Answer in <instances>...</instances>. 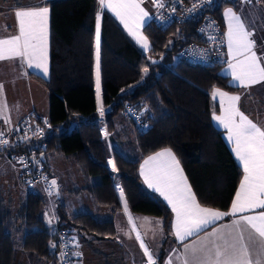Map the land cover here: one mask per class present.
Here are the masks:
<instances>
[{
  "label": "trees",
  "instance_id": "trees-1",
  "mask_svg": "<svg viewBox=\"0 0 264 264\" xmlns=\"http://www.w3.org/2000/svg\"><path fill=\"white\" fill-rule=\"evenodd\" d=\"M238 1L217 0L213 6L222 27V10L236 7ZM258 2L264 8V0ZM46 5L49 75L44 78L29 73L48 93L46 119L29 114L43 125L45 135L40 139L30 136L17 148L41 154L49 177L51 156L71 157L85 178L84 185L73 190L87 193L98 209L121 208L114 186L119 184L129 212L160 218L165 239L170 232L171 210L142 184L138 172L140 161L150 153L170 148L198 202L227 210L242 170L212 122L217 105L210 92L214 88L238 89L221 72L222 64L197 65L177 56L182 46L198 40L197 21L165 28L148 22L142 29L150 44L145 54L107 10L98 8V0H48ZM97 12L101 17L100 101L106 108V137L99 132L101 121L96 114ZM127 126L131 128L128 137ZM110 154L114 174L107 167ZM53 196L28 188L13 211L0 189V264H15L17 247L56 264L58 228L71 235L82 232L96 241L115 235L112 219L89 211L71 214L60 193L55 196L53 221L44 199Z\"/></svg>",
  "mask_w": 264,
  "mask_h": 264
},
{
  "label": "snow or ice",
  "instance_id": "snow-or-ice-1",
  "mask_svg": "<svg viewBox=\"0 0 264 264\" xmlns=\"http://www.w3.org/2000/svg\"><path fill=\"white\" fill-rule=\"evenodd\" d=\"M210 2V0H206ZM251 2V0H247ZM102 7L115 13L129 33L137 39L145 49L149 48L147 37L140 34L139 29L149 13L141 6L143 0H99ZM157 7H164L163 0H152ZM193 9L189 11H194ZM229 17L227 32L228 55L231 57L229 68L234 81L241 87H249L264 81V64L254 51L255 41L251 39L254 32L246 27L241 15L233 9H226ZM18 21V34L0 38V60L20 58L29 67L42 68L47 72L48 42V7L20 6L15 11ZM100 14H97L96 30V91L100 98ZM232 61H235L234 63ZM147 69H145V72ZM3 86L0 85V91ZM213 96L221 98L222 115L214 116L228 132V139L233 143V151L242 164L243 179L228 212H221L211 207L202 206L187 178L183 174L179 161L171 149H164L149 156L141 166V175L149 188L158 192L171 206L175 213L173 225L174 235L183 242L206 230L212 231L199 243L185 244L183 264H264V125H258L249 119L238 107L239 95H229L216 88ZM7 105H3L6 109ZM3 109H0L2 114ZM104 115L103 107L99 108ZM0 133V145L7 144ZM112 163V161H109ZM115 171V165L113 164ZM55 180L52 185H55ZM123 199V189H120ZM259 209L260 211H256ZM124 211L132 222L127 202ZM243 213H252L243 215ZM238 214H240L238 216ZM225 216L238 217L231 224L216 228L214 225ZM144 222L150 224L148 218ZM159 225V221H156ZM250 229L247 241L244 232ZM135 230V228L133 229ZM146 234V233H145ZM148 264H156L148 245L137 232ZM56 247L55 244L51 245ZM80 255V253H76ZM168 264H171L169 259Z\"/></svg>",
  "mask_w": 264,
  "mask_h": 264
},
{
  "label": "crops",
  "instance_id": "crops-1",
  "mask_svg": "<svg viewBox=\"0 0 264 264\" xmlns=\"http://www.w3.org/2000/svg\"><path fill=\"white\" fill-rule=\"evenodd\" d=\"M16 1L17 0H11V2L8 3V6L6 8L0 9V38H7L12 35L18 34V21L15 16V11L18 10L20 6L47 7L46 2L48 0H26L23 3H16ZM145 4L148 5V8H146ZM141 6L144 8L146 12L149 13V16L145 18V21L142 23L139 29L140 34L145 36L142 29L143 26L150 21L151 7L148 0H143ZM98 8L107 10L118 21V23L124 29L126 34L135 42V44L143 51V53L145 54L148 53L149 48L145 49L140 43H138L137 39L129 33L128 29L125 28L124 24L115 15V13L108 10L107 8L102 7L99 3V0H98ZM229 8L233 9L238 14H240L246 24V27L254 32V35L251 37V39L255 41L254 51L257 53L258 57L264 58L263 6L258 2V0L251 1L250 3L247 2V0H239L236 7H233L231 5L226 6L222 10L221 16H222V24H223L222 31H223V37L225 43V55L227 56L228 60L225 63V65H222L221 72L228 77L230 84L232 86H235L238 90L226 91L224 89H220V88L218 89L228 93L229 95H239L240 100L238 102V107L240 108V111H242L246 116H248L249 119L253 120L258 125H264V81L257 84H253L247 88L241 87L239 86L238 81L233 80L232 70L229 68V61L231 60V57L228 55L229 49H228V41H227L229 17L225 15L226 9ZM98 13L99 12H97V14ZM4 14H7L8 17L7 18L3 17ZM48 43H49V17H48L46 73L43 71L42 68H36L34 65L32 67H29L28 63L26 61L21 60L20 58L0 60L4 64L3 66L5 69L4 71H7V75L10 78L9 86L6 87L5 89L3 87L2 91H0V105L6 104L11 109V110L7 109L6 112L3 111L2 114H0V125L15 124L21 118L25 117L30 113H35L36 115L46 119L48 114L47 90L42 84L31 78V76H29V73L33 72L39 74L44 78L48 77L49 75ZM232 62L234 63L235 61ZM261 63L264 64V59H261ZM94 78H95L94 79L95 82L96 80L95 69H94ZM210 97L211 100L217 105V109L213 110L211 114L212 122L217 128L221 130L225 143L229 147L235 161L241 167L242 170V175L240 177L239 183L236 187V190L234 192V195L232 197L228 209L227 210L217 209L221 212H228L231 208V204L236 195V192L239 189L240 182L243 179L244 173H243L242 164L239 162L233 151V143L228 139L227 130L223 127L222 124H220L217 120L213 118L214 116L222 115L221 98L219 96L214 97L213 90L210 92ZM164 149H170V148H161L142 158V160L139 163L138 172L142 184L148 190L155 193L163 202H165V204L171 210L170 232L166 239L164 237L162 230V220L158 217L147 216L143 214H131L132 218L134 219H132V222L130 223L129 217L128 215L125 214L124 211V201H125L124 197L123 199H120L121 208L119 210H113L111 208L98 209L96 208L91 197L87 193L76 192L73 189H69L67 191L69 194H72L75 197L73 200H70V204L64 202L69 213L73 214L81 211H89L91 213L98 214L103 219H112L115 227V235L113 237L106 238L101 241H96L92 239L91 236H88L78 231L72 234L73 241L75 243V248L77 250V253H80L79 256L82 261V264H145L147 256H145L143 249H141L140 242L136 239L137 232H139L141 238L148 245L150 252H152L153 254V257L157 258V260L159 259L158 261L160 262V264H168L169 259H171V264H183V260L185 258L184 245L185 244L191 245L194 241L199 243L205 238L208 232L212 231L213 226H209L206 230H204L200 234L195 235L193 237H188L183 242L179 241L174 235L173 225L175 222V213L172 211L171 206L164 199V197H162L154 189L148 187V185L145 183L144 176L141 175V166L144 164V161L148 159L149 156H153L157 152H161ZM109 161H112V163H109ZM52 162L54 166V170H53L54 174L50 172V167ZM113 164L114 161L110 154V156L107 159V167L114 174L116 170L115 171L113 170ZM75 165L77 164L69 156L58 154L56 156L50 157L48 163V170H49V174L51 175L50 178L54 177L56 179L59 190L62 184L64 183V176H67V174L65 173V169L67 171H72V173L70 174L75 175L76 174V169L74 167ZM11 167L13 168V170L16 171L19 180H21L20 172L18 171V169H16V167L12 163H11ZM180 167L182 168L181 164ZM183 174L186 177L184 170H183ZM81 180L82 182L74 187H82L85 183V178L84 179L82 178ZM187 182L191 186L188 179ZM119 196L121 198L120 192H119ZM47 200L49 204L52 206L51 197L47 198ZM70 208L73 209L69 210ZM84 209H88V210H84ZM256 211H260V210L257 209ZM49 213L52 220L55 221L56 219L55 209L53 208L52 213L51 212ZM250 214L252 213H243V215H250ZM239 215L240 214H238V216ZM143 218H148V220H150L151 223L150 224L145 223ZM237 218L238 217L225 216L222 219L218 220L214 225V227L222 228L224 225L231 224L232 221ZM156 221L160 222L159 225H157ZM134 228L135 230H133ZM250 231L251 230L248 229L244 232L245 241H247ZM15 264H53V263L49 260L40 259L36 257L34 254L24 252L19 247H17ZM56 264H60V263L57 262Z\"/></svg>",
  "mask_w": 264,
  "mask_h": 264
},
{
  "label": "built area",
  "instance_id": "built-area-1",
  "mask_svg": "<svg viewBox=\"0 0 264 264\" xmlns=\"http://www.w3.org/2000/svg\"><path fill=\"white\" fill-rule=\"evenodd\" d=\"M151 12L150 21L160 28H165L171 24L186 23L189 20H196L197 41H192L182 46L177 56L190 63L197 65H211L219 63L225 65L227 56L225 55V43L222 26L213 13V6L217 0H163L164 7H157L148 0ZM257 1V0H251ZM194 11H189L193 9ZM103 107L104 115L101 116L99 108ZM106 108L102 106L100 98H97L96 114L101 121L99 132L102 136H107V130L104 123ZM129 112L137 117L135 111L129 108ZM45 126L49 125L45 123ZM0 133H3L2 139L7 140V144L0 145V155L19 169L20 178L28 186L38 184L45 195L50 196L53 193L49 183V175L44 169V157L41 154L26 153L17 148V145L28 139L30 136L42 138L45 135V129L34 117L29 114L21 118L15 124L0 125ZM119 195L120 186L114 184ZM57 254L60 264H82L73 241V236L64 228L56 230ZM156 264H160L157 258L153 257ZM148 264V258L145 261Z\"/></svg>",
  "mask_w": 264,
  "mask_h": 264
},
{
  "label": "rangeland",
  "instance_id": "rangeland-1",
  "mask_svg": "<svg viewBox=\"0 0 264 264\" xmlns=\"http://www.w3.org/2000/svg\"><path fill=\"white\" fill-rule=\"evenodd\" d=\"M25 1L26 0H17L16 3H23ZM9 2H11V0H5V2H4V0H0V9L6 8L8 6ZM145 6H146V8H148L147 4H145ZM3 17L7 18L8 15L4 14ZM174 57L176 59L177 56L174 55ZM3 66H4V64L2 63V61H0V71H1L0 72V82H1L0 85H2L5 89L6 87L9 86L10 78L7 75V71H4L5 69ZM3 105H0L1 109H3ZM7 109H10V107L8 105H7L6 109H3V111L6 112ZM130 131H131V128L127 126L125 136H127L128 134H129L128 136H130V133H129ZM127 137H125V138H127ZM131 139H132V136H131ZM74 167L76 169L75 175L70 174V173H72V171H67L65 169V173L67 174V176H64V183L62 184V186L60 187V190H59L61 200L67 204H70V200H73L75 198L72 194H69L67 191L69 189H73L74 186L79 185L82 182L81 179L82 178L84 179V177H83L80 169L78 168V166L75 165ZM16 169H18V168L16 167ZM53 170H54V166H53V162H52L51 167H50V172L52 174H54ZM18 171H19V169H18ZM95 179L97 180V177H95ZM96 180H94V181H96ZM28 188H32L34 190H37V191L43 193L41 187L37 183L32 185V186H28L25 183H23L22 180H19L16 171L13 170V168L11 167V163L8 160H6L3 156H1L0 157V189L2 191L4 199L6 200V202H8L10 204L11 209L13 211L16 210L18 203H19V200L24 197V194ZM84 195H87V194H84ZM44 199H45V205L49 208V212L52 213L53 208L55 209V207H56L55 196H53L51 198L52 206L49 204L46 197ZM120 203H121V201H120ZM71 209H73V208H70L69 210H71ZM84 210H88V209H84ZM133 217H134V215H133Z\"/></svg>",
  "mask_w": 264,
  "mask_h": 264
},
{
  "label": "water",
  "instance_id": "water-1",
  "mask_svg": "<svg viewBox=\"0 0 264 264\" xmlns=\"http://www.w3.org/2000/svg\"><path fill=\"white\" fill-rule=\"evenodd\" d=\"M96 30H97V22H96ZM96 48V47H95ZM95 64H96V49H95ZM95 75H96V67H95ZM95 83H96V80H95ZM95 89H96V84H95ZM97 92V91H96ZM55 180L56 184L55 185H52V181ZM49 183L51 184V187H52V190H53V193L56 197L59 196V188H58V184H57V181L54 177L52 178H49ZM44 215H46V217L48 218L47 216V213L44 212ZM48 223H50V221L48 220ZM56 257L58 258V254H56Z\"/></svg>",
  "mask_w": 264,
  "mask_h": 264
}]
</instances>
